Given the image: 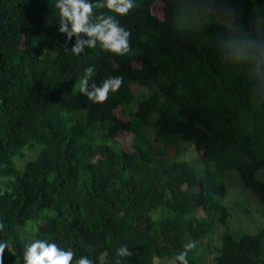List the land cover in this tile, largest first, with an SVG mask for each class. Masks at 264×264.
Here are the masks:
<instances>
[{
    "label": "trees",
    "instance_id": "1",
    "mask_svg": "<svg viewBox=\"0 0 264 264\" xmlns=\"http://www.w3.org/2000/svg\"><path fill=\"white\" fill-rule=\"evenodd\" d=\"M100 13L129 31L128 52L97 41L73 53L56 0H0L4 264H23L33 236L96 264L102 252L104 264H153L194 240L190 264H207L194 254L230 218L217 200L227 172L264 208V65L238 60L228 43L264 39V0H134L126 14L93 9ZM89 66V83L122 77L104 101L79 90ZM124 133L133 134L131 150L118 142ZM231 230L220 247L209 238L212 264H264V225ZM121 244L131 255L117 259Z\"/></svg>",
    "mask_w": 264,
    "mask_h": 264
},
{
    "label": "clouds",
    "instance_id": "2",
    "mask_svg": "<svg viewBox=\"0 0 264 264\" xmlns=\"http://www.w3.org/2000/svg\"><path fill=\"white\" fill-rule=\"evenodd\" d=\"M134 5V0H56L59 9L58 31L65 34L67 43L75 36V43L70 51L79 54L84 51V45L95 47L97 41L102 48L118 54L129 51V31L112 14L100 13L94 16L93 9L107 7L115 13L126 14ZM80 33H84V39ZM229 44L235 57L252 61L256 68L264 65V39H251L248 37H230ZM66 50H69L65 47ZM85 76L81 79L79 90L94 102L107 99L110 91L117 90L122 82L119 75L108 76L99 84L95 81L89 83L93 67L84 69ZM5 225L0 221V231ZM196 246L194 240H188L182 245V250L174 257H154L153 264H190L188 251ZM6 242L0 241V264H4L3 250ZM117 259L131 255L127 244H121L116 249ZM23 264H96L88 255H79L72 248L62 247L56 239L47 237H30L23 245ZM106 252L98 257L99 264H104ZM75 257V259H74Z\"/></svg>",
    "mask_w": 264,
    "mask_h": 264
},
{
    "label": "rangeland",
    "instance_id": "3",
    "mask_svg": "<svg viewBox=\"0 0 264 264\" xmlns=\"http://www.w3.org/2000/svg\"><path fill=\"white\" fill-rule=\"evenodd\" d=\"M133 90L136 95L148 96L149 93L140 87H134ZM133 102L131 105H134ZM128 106L125 107L124 111L127 112ZM153 132L151 131V136ZM99 138V137H96ZM132 141L133 134L132 133H124L118 140L120 145L126 149H132ZM109 142V140H107ZM29 153V151H27ZM196 151L192 149L188 153V158L196 157ZM27 156L19 157L18 162H23ZM262 177L264 178V172L262 173ZM223 183L226 185L227 194L223 199H217L224 206L227 207L229 211L230 218L227 220L225 224L215 223L214 228L215 231L211 234L210 237L216 235L219 237V241L217 243L218 247H220V237L225 230H230L232 228L238 227L239 229H244L249 234H255L257 230L264 225V208L261 203L258 201L257 197L248 189H244L241 181H239L237 174L234 171H229L226 173V176L222 179ZM204 215V212L199 211L198 217ZM28 231H32L31 227L26 228ZM205 238L203 240V245L198 247V250L194 254V258H196L199 262H203L205 258H207V264L213 263V255H208L210 249L213 250V244L216 243L217 239L214 238L213 241H209V238Z\"/></svg>",
    "mask_w": 264,
    "mask_h": 264
}]
</instances>
